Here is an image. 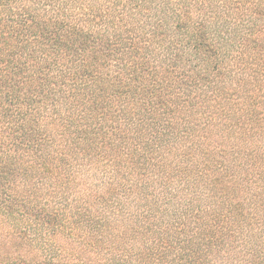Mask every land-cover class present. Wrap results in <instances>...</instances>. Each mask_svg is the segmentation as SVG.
Masks as SVG:
<instances>
[{
    "label": "trees",
    "instance_id": "1",
    "mask_svg": "<svg viewBox=\"0 0 264 264\" xmlns=\"http://www.w3.org/2000/svg\"><path fill=\"white\" fill-rule=\"evenodd\" d=\"M0 264H264V0H0Z\"/></svg>",
    "mask_w": 264,
    "mask_h": 264
}]
</instances>
